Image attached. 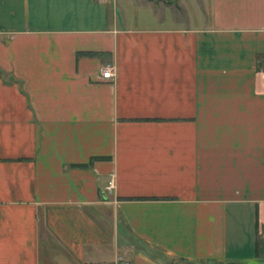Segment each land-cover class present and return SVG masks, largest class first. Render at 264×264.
<instances>
[{
	"label": "crops",
	"instance_id": "0c3cea01",
	"mask_svg": "<svg viewBox=\"0 0 264 264\" xmlns=\"http://www.w3.org/2000/svg\"><path fill=\"white\" fill-rule=\"evenodd\" d=\"M262 59L264 0H0V264H264Z\"/></svg>",
	"mask_w": 264,
	"mask_h": 264
},
{
	"label": "built area",
	"instance_id": "2783aa9c",
	"mask_svg": "<svg viewBox=\"0 0 264 264\" xmlns=\"http://www.w3.org/2000/svg\"><path fill=\"white\" fill-rule=\"evenodd\" d=\"M111 66L109 65H105L101 68L100 70V76L101 78H104V79H108L111 77ZM258 75L264 79V59L261 60L260 62V68L258 70ZM112 187V181H111V178L107 181L105 187H104V190L105 192H109L110 189ZM262 235H264V229L262 230ZM113 264H130L127 260L121 258L120 256H117L114 261H113Z\"/></svg>",
	"mask_w": 264,
	"mask_h": 264
},
{
	"label": "trees",
	"instance_id": "16d2710c",
	"mask_svg": "<svg viewBox=\"0 0 264 264\" xmlns=\"http://www.w3.org/2000/svg\"><path fill=\"white\" fill-rule=\"evenodd\" d=\"M76 166H84V164H77Z\"/></svg>",
	"mask_w": 264,
	"mask_h": 264
},
{
	"label": "rangeland",
	"instance_id": "374dc122",
	"mask_svg": "<svg viewBox=\"0 0 264 264\" xmlns=\"http://www.w3.org/2000/svg\"><path fill=\"white\" fill-rule=\"evenodd\" d=\"M179 10H180V11H182V9H181V8H179Z\"/></svg>",
	"mask_w": 264,
	"mask_h": 264
}]
</instances>
